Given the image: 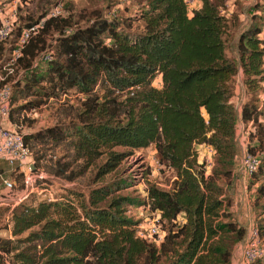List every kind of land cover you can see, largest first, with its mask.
I'll return each mask as SVG.
<instances>
[{
	"label": "trees",
	"instance_id": "1",
	"mask_svg": "<svg viewBox=\"0 0 264 264\" xmlns=\"http://www.w3.org/2000/svg\"><path fill=\"white\" fill-rule=\"evenodd\" d=\"M198 1L189 12L184 0H146L136 15L111 12L115 0L67 1L56 16L39 6L0 41L7 60L14 33L11 49L44 19L8 74L10 118L23 125L26 110L56 102V122L22 135L35 172L79 183L52 198L32 190L11 207L0 264H230L247 232L222 183L234 177L239 121L252 127L246 149L258 156L248 186L264 248V15L240 31L236 62L227 45L238 18L223 12L226 0ZM237 74L249 96L239 107L231 101ZM198 144L213 149L207 174ZM148 145L173 180L164 187L146 178L140 196L121 165ZM134 206L159 212L158 242L137 233ZM252 264H264V253Z\"/></svg>",
	"mask_w": 264,
	"mask_h": 264
},
{
	"label": "rangeland",
	"instance_id": "2",
	"mask_svg": "<svg viewBox=\"0 0 264 264\" xmlns=\"http://www.w3.org/2000/svg\"><path fill=\"white\" fill-rule=\"evenodd\" d=\"M13 0H4L2 2H8ZM67 1H73L78 7L82 6L85 0H18V21L20 15H26L27 11H36L39 6L47 7L48 12L52 10L56 5H63ZM116 4L111 6L110 11L114 12L118 9L121 14L124 15H136L140 12L141 8L145 4L146 0H115ZM198 1V0H197ZM56 2V3H55ZM199 2V1H198ZM261 8H259V6ZM263 5V0H226L224 6L222 7L223 12L228 17H237L236 27L231 33L227 45V54L238 61L237 43L239 38V33L242 31L254 18V15H264L261 9ZM40 12V10L38 11ZM15 33L10 41L5 45V50L2 53V57L7 58L11 51V44L15 38ZM153 86L160 87V78L157 77L153 81ZM65 96H63L64 98ZM249 96H246L244 87L242 84L241 74H237L234 78V91L231 101L236 105L245 101ZM70 101H76V98L70 95ZM14 113V111L12 110ZM22 119L23 125H16L12 120V127H16L21 133H28L36 131L47 125H51L57 120L59 113L57 112L56 102H49L48 104L42 106L41 108L26 110L23 113ZM58 114V115H57ZM57 115V116H56ZM16 117V114L13 115ZM252 130V127L245 126L241 121L238 122L237 140H238V155L234 164V177L230 182H223L227 194L232 199L231 209L234 213V217L237 221L246 227V233L250 226H252L256 220V212L254 208V185L248 186L249 177L246 178V185L239 179L235 178V175L240 176L243 171L240 168V157L242 149L246 148L247 144V130ZM198 157L204 162L205 173L207 174L213 165V152L206 145L196 146ZM32 160L35 164L34 154L32 155ZM127 174H131L134 177V188H136L137 193L140 196H144L145 191V180L148 178L152 182H157L161 186L167 187L172 182V173L161 166L157 159V154L151 145L138 148L134 153L126 157L122 165ZM150 168L149 173H147ZM41 171L35 172L34 168L29 170L26 168L27 174H37L34 178L32 177L33 184L29 185V189L32 187L33 192H37L41 196H49L50 198L58 196L65 192V188L77 186L79 183L77 181H67L46 171L45 168L41 167ZM22 172L24 174H22ZM26 173L18 166H12L7 162L0 160V177L1 175L12 177L16 180V192L17 197H20L27 189V184L22 185L23 176ZM147 174V177L145 176ZM34 178V179H33ZM26 182V181H25ZM246 186V187H245ZM14 200H9L8 203H0V236H12L11 233V211L12 203ZM135 217L142 221V224L147 225V219H150L152 214L143 206H134L132 208ZM145 220V221H144ZM242 244H240V250ZM249 264V263H248ZM252 264V263H250Z\"/></svg>",
	"mask_w": 264,
	"mask_h": 264
},
{
	"label": "built area",
	"instance_id": "3",
	"mask_svg": "<svg viewBox=\"0 0 264 264\" xmlns=\"http://www.w3.org/2000/svg\"><path fill=\"white\" fill-rule=\"evenodd\" d=\"M18 0L0 2V41H7L18 23ZM188 11L191 12L197 6V0H184ZM62 13V6L57 5L50 10L48 16H56ZM44 19L40 23H36L25 28L14 47L11 49L7 60L0 61V160L7 162L12 166H18L26 173V168L31 170L34 168V161L32 160V150L24 141L23 135L12 127L11 109H12V93L13 85L8 80V74H11L15 63L22 56V50L28 43L31 36L35 35L40 27L43 26ZM260 38L264 40V27L260 33ZM51 57L45 53L43 59L49 60ZM264 65V62H263ZM213 152V149L210 148ZM240 165L249 174L256 169L258 164V156L252 154L246 148L242 149L240 157ZM35 176H34V175ZM25 176L27 189L20 196L17 197L16 180L9 176L1 175L0 177V203H8L9 200H14L11 206H15L24 198H26L33 184L32 177L37 174L33 173ZM33 178V179H34ZM152 216L147 219V225L142 224V221L137 224V233L140 236L159 241L163 236V230L160 225V217L158 211L151 212ZM145 221V220H144ZM264 253L263 244L259 238L257 228L253 224L250 226L248 233L243 238L241 257L245 263H252L255 258Z\"/></svg>",
	"mask_w": 264,
	"mask_h": 264
},
{
	"label": "crops",
	"instance_id": "4",
	"mask_svg": "<svg viewBox=\"0 0 264 264\" xmlns=\"http://www.w3.org/2000/svg\"><path fill=\"white\" fill-rule=\"evenodd\" d=\"M197 4H199V2L197 1ZM204 146L206 145L209 148H212L210 145L208 144H198V146ZM198 160L201 161V159L198 157ZM240 168L242 169L243 173L240 176L235 175V178L239 179L241 182H243L244 184L246 183V178L249 177L248 173L242 168V166L240 165ZM246 185V184H245ZM246 187V186H245ZM243 243V240H241L240 242H238L234 249H233V253L231 256V261L230 264H247L242 260L241 257V250H240V244ZM250 264V263H249Z\"/></svg>",
	"mask_w": 264,
	"mask_h": 264
}]
</instances>
